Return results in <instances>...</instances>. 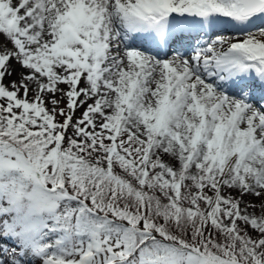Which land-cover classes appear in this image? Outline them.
I'll return each mask as SVG.
<instances>
[{
	"label": "snow or ice",
	"instance_id": "1",
	"mask_svg": "<svg viewBox=\"0 0 264 264\" xmlns=\"http://www.w3.org/2000/svg\"><path fill=\"white\" fill-rule=\"evenodd\" d=\"M0 34V264H264V0H0Z\"/></svg>",
	"mask_w": 264,
	"mask_h": 264
},
{
	"label": "bare ground",
	"instance_id": "2",
	"mask_svg": "<svg viewBox=\"0 0 264 264\" xmlns=\"http://www.w3.org/2000/svg\"><path fill=\"white\" fill-rule=\"evenodd\" d=\"M3 39H5V37L3 36V34H0V40H3Z\"/></svg>",
	"mask_w": 264,
	"mask_h": 264
}]
</instances>
